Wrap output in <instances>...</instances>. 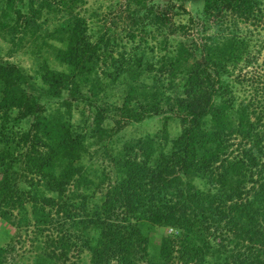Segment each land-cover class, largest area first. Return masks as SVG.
<instances>
[{
    "label": "trees",
    "instance_id": "16d2710c",
    "mask_svg": "<svg viewBox=\"0 0 264 264\" xmlns=\"http://www.w3.org/2000/svg\"><path fill=\"white\" fill-rule=\"evenodd\" d=\"M4 1L12 22L15 2ZM27 9L0 26L13 47L30 35L36 48L33 74L0 59V219L33 227L39 251L25 264H264V1L204 0L213 32L202 33L200 60L189 65L177 43L159 68L144 50L133 60L91 43L78 15L44 27L57 11L49 0ZM145 10L128 9L133 40L145 20L168 21ZM81 103L88 125L74 121ZM164 113L173 117L162 116L157 134L136 139L114 140L103 125L109 115L120 124ZM141 219L179 233L152 243ZM14 251L0 246V264H17Z\"/></svg>",
    "mask_w": 264,
    "mask_h": 264
},
{
    "label": "rangeland",
    "instance_id": "374dc122",
    "mask_svg": "<svg viewBox=\"0 0 264 264\" xmlns=\"http://www.w3.org/2000/svg\"><path fill=\"white\" fill-rule=\"evenodd\" d=\"M51 4L57 9L55 14L47 15L44 14L42 17L44 20L46 18L48 21L45 23L44 27H50L55 23H59L64 18L70 17L71 15H78L84 19L87 28V36L91 43H100L103 50L108 53L117 55L120 52L125 53L128 57L133 60L135 57H139L142 50L147 52V54H152L156 61L154 65L159 68L160 58L168 54L169 52H174L177 43H182L187 50H190V54L193 57L190 59L188 64L194 63L196 60H200V44L201 39H203V31L207 34H211L213 31L212 23L210 18L208 22L206 21V16L203 14L204 0H140L144 3V7L138 4L134 0H80L77 1L72 7H60L57 6V2L54 0H49ZM59 1V0H56ZM264 1V0H263ZM15 7L13 8L12 17L14 21L10 22V17L7 14L6 2L0 0V26L2 23L7 25L14 24L15 18H17L16 10L21 12V16H27L29 11L27 7L29 6V0H14ZM37 2V1H36ZM27 5V6H26ZM5 7V8H4ZM146 7V8H145ZM153 8L152 12L155 15L165 14L168 21L162 27H157L155 25L149 24V21L145 20L142 22L137 31L134 33L136 38L133 40L130 38V24L131 18H129V11L141 10L142 13L140 17L146 12L145 9ZM190 18L193 22H190ZM20 21L19 28L22 26V20ZM42 22V21H41ZM207 22V23H206ZM149 25L143 31L142 25ZM184 26V30H181L178 26ZM8 29H1L0 27V59L11 62L29 74H33V69L35 68L34 60L30 55V51L36 49L32 43L33 38L30 35L23 39L20 47H13L12 43L9 42ZM21 33H17L15 39L21 37ZM247 35V33H246ZM37 36H42L38 34ZM142 38L144 41H142ZM52 43L53 40H47ZM161 43V45H160ZM57 47H60L59 43H54ZM174 46V48H172ZM166 48L163 50V48ZM150 48H153V52ZM169 52H168V51ZM42 52V54H45ZM47 56L49 60H53L52 54L48 53ZM148 60V58H147ZM146 60L143 61V64ZM147 63V62H146ZM167 70V68H165ZM166 74V73H165ZM180 73L175 76L178 77ZM164 75V74H162ZM158 76V75H157ZM165 76V75H164ZM164 78H167L165 76ZM180 80V78H178ZM233 81V79H230ZM132 82V80H131ZM246 87H235V95L237 98H247L250 94V90H245ZM247 89V88H246ZM56 101L52 102L55 103ZM121 102H119V105ZM76 103L74 104V106ZM84 117L85 125H88L93 117V113L90 111L88 104H80L78 107H74V121L78 122L80 117ZM162 116H171L173 114L164 113V115L153 116L140 123H120L117 124L116 120L119 119L118 115L105 119L103 125L112 128L115 132V139L118 137L123 140L136 139L139 137H144L147 135L157 134L161 129ZM86 119L88 121H86ZM169 132L171 138L176 137L179 133V123L174 119L170 120L168 124ZM19 182L21 188H25L23 182ZM100 194H98L99 196ZM134 222V221H133ZM137 228L140 232L152 240V243L159 240L164 235H169L171 237H176L178 231L173 228H162L152 225L147 220H139L136 222ZM33 234V227L28 229H17L11 227L8 223L3 222L0 219V246L4 247L11 242L15 251L13 253V259L16 260L17 264H25L28 261H32L35 253L39 251L35 239L30 241ZM35 241V242H34ZM175 255V253H174ZM173 264H181L179 261L175 260Z\"/></svg>",
    "mask_w": 264,
    "mask_h": 264
}]
</instances>
